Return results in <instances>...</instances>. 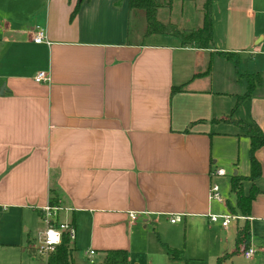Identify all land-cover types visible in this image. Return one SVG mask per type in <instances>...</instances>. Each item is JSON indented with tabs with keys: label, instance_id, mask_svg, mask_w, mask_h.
<instances>
[{
	"label": "crops",
	"instance_id": "crops-1",
	"mask_svg": "<svg viewBox=\"0 0 264 264\" xmlns=\"http://www.w3.org/2000/svg\"><path fill=\"white\" fill-rule=\"evenodd\" d=\"M200 5L172 0L164 15L197 29ZM210 17L212 44L195 48L169 34L144 36V15L127 0H0V264H45L34 245L52 198L57 218L74 226L76 262V249H93L99 261L123 248L127 264L153 263L164 252L146 227L162 220L182 223L185 234L198 221L227 229L208 219L221 201L207 190L214 169L248 162L239 122L264 133V0H212ZM36 27L41 42L32 40ZM39 70L48 81L33 80ZM254 73L257 85L233 108ZM254 156L259 175L241 180L243 192L258 191L249 214L223 202L237 215L231 253L252 246L242 257L264 264V145ZM244 221L248 242L237 248Z\"/></svg>",
	"mask_w": 264,
	"mask_h": 264
},
{
	"label": "trees",
	"instance_id": "trees-1",
	"mask_svg": "<svg viewBox=\"0 0 264 264\" xmlns=\"http://www.w3.org/2000/svg\"><path fill=\"white\" fill-rule=\"evenodd\" d=\"M79 1L74 5L70 16L76 11ZM127 5L131 9L141 10L145 19L144 36L152 33L169 34L179 40L181 46H189L195 48H208L212 44V25L210 11L212 0H201L200 10L202 13V24L197 29H180L170 20L161 21L158 17V11L164 7L169 9L171 0H127ZM226 58H230L229 52H223ZM259 76L257 73L251 75L248 81L246 90L237 95L233 108L236 107L241 100L249 94L252 87L258 82ZM239 122V121H237ZM240 126L248 135V164L249 171L246 175L233 174L230 176L229 189L235 196V209L241 215H248L250 209V202L255 194L258 192L252 185L248 192H243L241 187V180H253L259 175V163L254 156L256 148L264 145V133L255 124L239 122ZM55 199H50L49 203H55ZM249 237V229L247 222L244 221L236 228L235 244L238 248L243 245L246 246ZM70 241L64 234L61 237V242L56 246L55 250L46 257L45 264H88L83 262H76L72 259L71 252L73 247L69 244ZM166 251L172 259L183 258L181 249L166 247ZM103 256L94 264H127L128 254L127 250L123 248L107 249L102 251ZM221 257H217L216 264H218Z\"/></svg>",
	"mask_w": 264,
	"mask_h": 264
},
{
	"label": "rangeland",
	"instance_id": "rangeland-1",
	"mask_svg": "<svg viewBox=\"0 0 264 264\" xmlns=\"http://www.w3.org/2000/svg\"><path fill=\"white\" fill-rule=\"evenodd\" d=\"M172 4V0H171ZM171 6V5H170ZM163 10L159 12L158 17L162 21H167V17L164 15L167 8L162 7ZM25 20V19H24ZM28 19L24 24L27 25ZM257 85V83L255 84ZM237 166L233 167H220L224 170V175L219 176L216 179L217 175L213 176V183H216L218 186L219 194L222 198L221 203L212 202V213L211 214H228V208L223 202L225 199L234 205V196L233 193L229 190V180L230 176L235 170L237 174H247L249 171L247 159L243 160L239 157L237 160ZM215 170V169H214ZM244 189L246 191V181L242 182ZM209 214V213H208ZM235 220L231 219L226 230L218 229H207L203 222L198 221L188 228H186V234L183 229V224L180 223L178 226H171L168 221H160L158 224L152 223L148 224L146 227V236L149 239L155 241L156 248L160 254L164 252L163 256L157 257L153 263L148 264H216V258L219 253L218 245H224L227 242L226 248L227 252H223L218 256H222L218 264H250L251 261L245 260L240 252L231 253V249L234 248L233 245L230 248L232 237L234 235ZM185 236H187L186 244H184ZM165 242V243H164ZM72 244V241L69 243ZM178 244V245H177ZM166 247L181 249V255L183 258L172 259L169 257V254L166 251ZM74 250V249H73ZM75 256L77 260L87 263L85 256H82L80 249H76ZM146 264V263H144Z\"/></svg>",
	"mask_w": 264,
	"mask_h": 264
},
{
	"label": "built area",
	"instance_id": "built-area-1",
	"mask_svg": "<svg viewBox=\"0 0 264 264\" xmlns=\"http://www.w3.org/2000/svg\"><path fill=\"white\" fill-rule=\"evenodd\" d=\"M36 31L32 36V40L34 42H41L44 38V33L43 30L39 27H36ZM33 80L36 82H46L49 80L48 73L43 70L37 71L33 75ZM214 175H224V170L222 168H216L213 170ZM207 196L209 199H214L216 201H221L222 198L219 194L218 191V186L216 183L211 182L208 186L207 190ZM60 209L59 204L57 203H45L41 208H40V214H41V220L44 223V229L42 231V236L40 237L38 243L34 245V252L36 255L46 259V257L49 255V253L53 252L56 248L57 245L55 244H50L49 241V236L48 232L49 230H54L57 232L61 233L60 239L62 235L64 234L65 236L68 237L69 241H73L75 238V229L74 226L64 220H59L57 218V213ZM127 217L129 221H134L138 213L136 211L129 210L126 212ZM207 217L210 221H217L218 219H221V225L225 226L230 219H235L237 218V215L233 214H207ZM169 221H178V216L176 214H173L171 217H169ZM255 248L252 246H247L246 248L242 249V256L244 258H251L252 255L255 252ZM83 254L86 257L87 263L88 264H94L96 260L94 259V250L89 248L85 249L83 251Z\"/></svg>",
	"mask_w": 264,
	"mask_h": 264
},
{
	"label": "clouds",
	"instance_id": "clouds-1",
	"mask_svg": "<svg viewBox=\"0 0 264 264\" xmlns=\"http://www.w3.org/2000/svg\"><path fill=\"white\" fill-rule=\"evenodd\" d=\"M48 236H49V243L50 244H55V245H59V243L61 242L60 236L61 233L54 231V230H49L48 232Z\"/></svg>",
	"mask_w": 264,
	"mask_h": 264
}]
</instances>
